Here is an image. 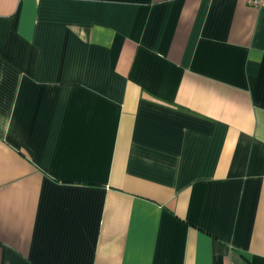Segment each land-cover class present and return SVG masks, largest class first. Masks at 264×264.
<instances>
[{
  "label": "crops",
  "instance_id": "crops-1",
  "mask_svg": "<svg viewBox=\"0 0 264 264\" xmlns=\"http://www.w3.org/2000/svg\"><path fill=\"white\" fill-rule=\"evenodd\" d=\"M0 264H264V8L0 0Z\"/></svg>",
  "mask_w": 264,
  "mask_h": 264
},
{
  "label": "built area",
  "instance_id": "built-area-1",
  "mask_svg": "<svg viewBox=\"0 0 264 264\" xmlns=\"http://www.w3.org/2000/svg\"><path fill=\"white\" fill-rule=\"evenodd\" d=\"M247 4L251 7L262 9L264 8V0H246Z\"/></svg>",
  "mask_w": 264,
  "mask_h": 264
}]
</instances>
